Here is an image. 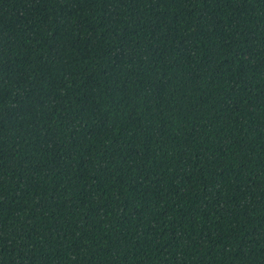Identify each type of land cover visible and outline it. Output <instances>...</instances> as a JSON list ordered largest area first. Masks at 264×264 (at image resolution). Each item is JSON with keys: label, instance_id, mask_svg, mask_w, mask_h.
Returning a JSON list of instances; mask_svg holds the SVG:
<instances>
[{"label": "trees", "instance_id": "16d2710c", "mask_svg": "<svg viewBox=\"0 0 264 264\" xmlns=\"http://www.w3.org/2000/svg\"><path fill=\"white\" fill-rule=\"evenodd\" d=\"M0 264H264V0H0Z\"/></svg>", "mask_w": 264, "mask_h": 264}]
</instances>
